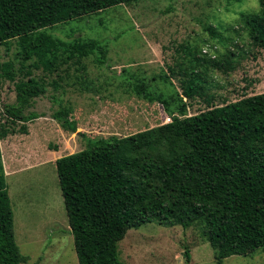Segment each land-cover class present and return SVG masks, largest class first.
Segmentation results:
<instances>
[{"label": "rangeland", "instance_id": "374dc122", "mask_svg": "<svg viewBox=\"0 0 264 264\" xmlns=\"http://www.w3.org/2000/svg\"><path fill=\"white\" fill-rule=\"evenodd\" d=\"M261 11L260 0H124L42 30L68 44L97 40L106 54L100 66L95 61L100 52L68 60L60 48L52 68L43 61L52 60L50 55L34 54L25 64L19 57L20 38L0 44V67L11 68L9 77L0 78L2 104L15 103L19 82L35 79L46 85L45 94L31 99L24 110L37 116L32 123L11 120L0 104L1 164L21 264H78L73 237L62 233L68 220L57 158L84 149L86 139L129 136L168 123L171 115L189 116L264 92V49L249 36V23ZM156 42L172 43L184 53V64L177 68L189 78L179 81L181 92L187 83L204 87L190 97L182 92L187 103L176 104L180 108L169 113L166 100L157 105L132 91L122 94V82L131 90L139 82L134 75L146 76L147 66L134 63H143L144 47ZM119 60L133 66L119 68ZM55 84L60 87L54 89ZM59 108L69 111L77 132L63 129L53 117ZM34 155L43 156L39 163ZM57 236L63 239L57 241ZM118 250L124 264H264L261 249L217 263L199 224L183 229L146 223L129 230Z\"/></svg>", "mask_w": 264, "mask_h": 264}, {"label": "trees", "instance_id": "16d2710c", "mask_svg": "<svg viewBox=\"0 0 264 264\" xmlns=\"http://www.w3.org/2000/svg\"><path fill=\"white\" fill-rule=\"evenodd\" d=\"M123 1L0 0V44L20 38V61L50 55L49 67L59 48L69 60L104 56L97 40L68 44L42 30ZM260 4L249 36L264 49V0ZM101 55L97 64H103ZM10 70L2 65L0 78L9 77ZM202 88L187 83L182 92L190 97ZM14 90V104H2L0 97L3 114L24 123L37 118L24 110L44 93L43 84L28 79ZM131 91L166 103L141 84ZM53 116L63 129L76 132L68 110ZM54 164L78 264H124L120 241L146 223L183 229L199 224L217 263L256 249L264 256V92L189 116L171 115L168 123L129 136L86 139L84 149ZM22 262L0 152V264Z\"/></svg>", "mask_w": 264, "mask_h": 264}, {"label": "crops", "instance_id": "0c3cea01", "mask_svg": "<svg viewBox=\"0 0 264 264\" xmlns=\"http://www.w3.org/2000/svg\"><path fill=\"white\" fill-rule=\"evenodd\" d=\"M172 43H164L162 42L161 44L159 43H154L153 45H149L150 47L145 46L144 48H146L145 50V59H143V63H134L136 66L138 65H146V76H144V74H142L141 76H136L134 75V80L135 81H139L137 83H133L131 86H134L136 84H144L148 91H150L151 93L161 97L163 100H166L169 102V105L166 106L167 112H172L175 111L177 108L179 109L180 107L174 108L175 105L177 104L178 106H183V102L187 103V100L183 101V99L185 98L182 95L181 92V75L183 74V72H179V69L177 68L178 65L180 66V64H184V59L180 58H184V53H182V51H177L174 48L171 47ZM172 48V49H171ZM106 54L103 56L102 60L103 63L106 59ZM44 59V58H43ZM69 60V59H68ZM44 61V65H48L47 63L49 62L48 60H43ZM57 64V62L55 63ZM99 66L102 64H98ZM131 68V66H133L131 63L130 64H126L123 61H118V67L119 68ZM134 66V67H136ZM85 67L82 66V70L81 72L84 73L85 72ZM159 69L160 71L155 72V70ZM154 71V72H153ZM122 77V78H121ZM119 79L120 81L123 80V75H119ZM140 79V80H139ZM38 83L43 84L44 86V93L46 92V85L45 83L36 80ZM130 81V79H129ZM176 81H178L176 83ZM180 81V82H179ZM122 85V89L123 92L122 94H128L129 92H131V90L125 87V81L121 83ZM54 89H57L60 87V85L55 84ZM135 95V94H134ZM177 97V99H176ZM182 98V101L181 99ZM149 104V103H147ZM157 105H162L160 103H155ZM26 109V108H25ZM60 109V108H59ZM58 109V110H59ZM32 114V113H29ZM26 115V114H25ZM28 115V114H27ZM54 117V116H53ZM170 118V116H168ZM36 119V118H35ZM34 120V119H33ZM33 120H30L28 122H25V124H29L32 123ZM76 122V121H75ZM77 122H76V127H77ZM78 129V127H77ZM77 132V130H76ZM80 134V133H78ZM1 151V149H0ZM35 157V158H34ZM34 163H37L40 159H42L43 156H39V155H34ZM62 157V156H60ZM59 157V158H60ZM1 158H2V153H1ZM58 159V158H57ZM39 163V162H38ZM8 169V168H7ZM67 226V225H66ZM66 230L62 231V233H69V226L65 227ZM70 236V234H69ZM57 241L63 239L61 237H56Z\"/></svg>", "mask_w": 264, "mask_h": 264}]
</instances>
